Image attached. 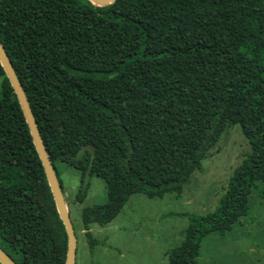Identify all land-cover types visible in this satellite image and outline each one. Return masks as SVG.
Returning a JSON list of instances; mask_svg holds the SVG:
<instances>
[{
    "label": "trees",
    "instance_id": "1",
    "mask_svg": "<svg viewBox=\"0 0 264 264\" xmlns=\"http://www.w3.org/2000/svg\"><path fill=\"white\" fill-rule=\"evenodd\" d=\"M0 44L51 163L78 165L86 153L76 202L91 176L103 179L116 209L133 193L178 195L239 124L250 150L215 208L169 214L189 220L182 241L165 251L169 264H198L202 238L248 213L257 182L264 200V0H0ZM85 230L92 249L97 239ZM0 248L16 264H65L68 252L1 63Z\"/></svg>",
    "mask_w": 264,
    "mask_h": 264
},
{
    "label": "rangeland",
    "instance_id": "2",
    "mask_svg": "<svg viewBox=\"0 0 264 264\" xmlns=\"http://www.w3.org/2000/svg\"><path fill=\"white\" fill-rule=\"evenodd\" d=\"M249 150L239 124L229 125L180 194L149 198L133 193L120 209L108 204L105 182L97 176L87 178L85 197L75 201L86 153L78 165L55 160L77 238L74 264H169L165 251L182 241L189 222L187 217L169 214H204L213 210L234 168ZM261 185L257 182L252 188L248 213L231 229L202 238L198 264H264V200L258 194ZM85 224L97 239L92 249L85 236Z\"/></svg>",
    "mask_w": 264,
    "mask_h": 264
},
{
    "label": "water",
    "instance_id": "3",
    "mask_svg": "<svg viewBox=\"0 0 264 264\" xmlns=\"http://www.w3.org/2000/svg\"><path fill=\"white\" fill-rule=\"evenodd\" d=\"M97 2H106L109 3L113 0H95ZM0 63L2 67L4 68V71L9 78L17 97L20 101L25 119L29 125L34 144L36 146V149L38 151V154L41 158L42 164L44 166L49 185L51 187L54 200L58 209V213L65 225L67 238H68V252H67V258L65 264H74L75 263V255H76V245H77V238L74 231L73 224L71 222V219L69 217V213L65 204V201L63 199V195L61 192V188L59 185L57 173L55 170V166L51 163V160L45 150L42 137L40 135L38 126L36 124V121L33 117V114L31 112L30 106L28 104L26 95L23 91V88L21 86V83L18 79V77L15 74V71L12 67L11 61L9 60L6 52L4 51L3 47L0 44ZM0 261L4 264H16L13 259L10 257L9 254H7L3 249L0 248Z\"/></svg>",
    "mask_w": 264,
    "mask_h": 264
}]
</instances>
